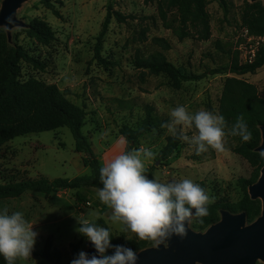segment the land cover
Returning a JSON list of instances; mask_svg holds the SVG:
<instances>
[{"label": "rangeland", "instance_id": "374dc122", "mask_svg": "<svg viewBox=\"0 0 264 264\" xmlns=\"http://www.w3.org/2000/svg\"><path fill=\"white\" fill-rule=\"evenodd\" d=\"M159 1L27 0L18 9V18L27 26L13 29L10 45L19 54L21 79L55 84L69 93L71 102L84 108L83 132L91 141L101 166L124 152L126 140L120 129L124 125H140L146 115V105H152L158 115L168 119L170 110L180 105L193 113L201 109L219 113L224 82L231 76L255 84L264 98V66L244 75L211 73L239 59L238 47L246 43L243 35L248 29L244 14L253 3L251 0H202L210 22L208 40L196 36L191 16H183L179 7H166V2L165 21L160 15ZM109 10L112 19L101 50L107 60L104 65L94 56L97 37ZM39 21L46 23L55 34L48 45L32 34V28ZM175 27L189 35L180 39L174 32ZM2 32L5 29L0 27ZM154 38L166 39L171 47L164 49ZM158 51L177 69L202 78L177 83L171 72L152 73L136 66L138 58ZM29 57L38 59L44 67H35ZM185 133L191 136L192 130L185 129ZM169 136L172 133L160 127L136 143L134 149L147 148L154 153L144 162L145 169L153 167L152 178L161 182L190 178L204 184L209 197L207 207L217 202L236 204L249 196L246 182L260 175V171L246 156L230 149L223 152L209 149L196 155L194 146L181 141L175 153L161 161L158 157ZM90 173V168L83 164L82 154L75 149L71 131L65 126L18 136L0 149V183L39 177L74 178ZM98 189L81 187L51 194L29 191L0 200V207H7L9 212H23L38 233L31 256L20 264H70L80 251L86 252L88 242L75 231L77 219L92 223L102 220L100 226L109 229L117 245L132 247L140 241L135 234L125 231L123 225L111 222V209L96 197ZM77 194L87 201L78 202ZM254 201V209L262 208L261 200ZM194 218L191 227L202 231L192 226ZM48 242L59 253L60 262L43 254Z\"/></svg>", "mask_w": 264, "mask_h": 264}, {"label": "trees", "instance_id": "16d2710c", "mask_svg": "<svg viewBox=\"0 0 264 264\" xmlns=\"http://www.w3.org/2000/svg\"><path fill=\"white\" fill-rule=\"evenodd\" d=\"M179 7L183 16H191V26L195 30L196 36L200 40H208L211 36L210 22L204 9L202 0H160L159 11L161 17L167 21V8ZM59 15L58 11H55ZM121 18V16H119ZM112 19V12L109 10L104 19L101 31L97 37L94 58L100 64H107V60L102 56V44ZM244 21L250 34L254 36H264V5L261 1H256L247 6L244 14ZM168 26L172 25L168 23ZM174 32L180 39L189 34L184 29L174 28ZM32 34L43 44L48 45L55 39L52 29L44 22H37L32 28ZM0 149L8 141L30 133L55 130L59 127H67L74 139L75 149L83 156V164L89 167L91 173L80 175L74 178H54L47 177L29 178L18 181H8L0 183V200L14 198L26 192H38L51 194L60 190L78 189L81 187H96L102 185L99 182V168L101 162L97 157L92 143L83 132L86 112L83 107L71 102L66 91H61L55 84H47L37 79L22 80L21 67L18 63L19 54L14 46L10 45L6 32L0 34ZM164 49L171 47L164 38H154ZM239 56V51H238ZM30 62L37 68L44 65L38 59L29 57ZM138 68L148 69L152 73L171 72L177 83L181 81L199 80L202 75L183 72L167 61L160 51L152 53L148 57L138 58L136 61ZM264 66V45H260L256 56L252 62L242 63L239 59H234L230 65L221 66L211 70L212 74H236L244 75L255 73ZM146 115L137 127L124 125L120 129L121 135L126 140L125 151L133 150L137 141L145 134L161 127L167 123L168 118H164L156 113L152 105L145 106ZM219 114L225 118L226 124L230 127L234 123L237 115H242L247 122L251 133L247 142H241L239 137H225V149L246 156L251 163L261 172L264 165V155L255 149L261 144V125H264V98L260 96L255 84L245 79L235 76L227 77L224 82L223 93L220 99ZM181 140L173 135L167 138V143L160 151L158 159L168 160L180 145ZM153 167L146 169V175L152 178ZM247 181L250 185L259 178ZM206 192V187L201 184ZM78 202L87 201L85 197L77 194ZM257 200V199H256ZM256 201L250 196L244 197L236 204H226L217 202L207 207V215L202 218H194L192 226L199 230H206L210 225L219 221L220 210L225 208L233 213L245 211L249 222L254 221L261 214V207L253 208ZM103 224L102 220L94 222ZM111 234V233H110ZM112 236V234H111ZM113 245H117L111 239ZM153 244L150 240H140L132 245L136 251H140ZM113 249H108L106 254H113ZM43 254L49 259L60 262L59 253L53 251L51 243L48 242ZM0 264H5L3 257H0ZM20 264V260L16 262Z\"/></svg>", "mask_w": 264, "mask_h": 264}, {"label": "clouds", "instance_id": "9594fccd", "mask_svg": "<svg viewBox=\"0 0 264 264\" xmlns=\"http://www.w3.org/2000/svg\"><path fill=\"white\" fill-rule=\"evenodd\" d=\"M172 135L195 148V154L209 149L225 150V137H239L247 142L251 133L242 115H237L229 127L225 118L209 110L189 112L185 106H176L169 112V121L161 124ZM185 129L192 130L191 136ZM154 153L145 148L117 154L99 168L96 191L98 200L111 209L110 220L121 224L125 231L137 239L150 240L153 246L166 245L173 237L183 238L186 225L193 217L207 215L208 195L200 184L190 178L161 182L146 175L145 161ZM75 231L85 238L99 255L80 251L70 264H137L136 250L125 245H113L112 236L106 227L89 220L77 219ZM21 211L9 212L0 207V257L5 264H16L31 256L38 233ZM126 240H128L126 238ZM113 249V254H106Z\"/></svg>", "mask_w": 264, "mask_h": 264}, {"label": "water", "instance_id": "95a60500", "mask_svg": "<svg viewBox=\"0 0 264 264\" xmlns=\"http://www.w3.org/2000/svg\"><path fill=\"white\" fill-rule=\"evenodd\" d=\"M27 0H2L0 27L5 29L8 41L12 42V31L26 27L17 16L18 9ZM252 2L264 0H251ZM261 144L255 149L264 155V125H261ZM251 199L261 200V214L248 222L245 211L233 213L221 209L219 221L204 231L186 225L183 238L173 236L166 245L149 246L137 252V264H258L264 263V165L260 176L248 186ZM86 253L99 255L88 242Z\"/></svg>", "mask_w": 264, "mask_h": 264}, {"label": "built area", "instance_id": "2783aa9c", "mask_svg": "<svg viewBox=\"0 0 264 264\" xmlns=\"http://www.w3.org/2000/svg\"><path fill=\"white\" fill-rule=\"evenodd\" d=\"M246 43H240L238 47L240 61L242 63L252 62L260 45H264V36H254L248 29L244 31Z\"/></svg>", "mask_w": 264, "mask_h": 264}]
</instances>
